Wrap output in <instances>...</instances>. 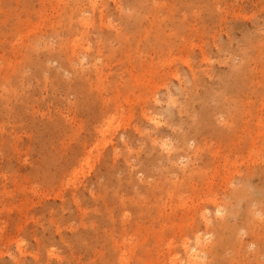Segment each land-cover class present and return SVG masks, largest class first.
Instances as JSON below:
<instances>
[{
    "label": "rangeland",
    "instance_id": "1",
    "mask_svg": "<svg viewBox=\"0 0 264 264\" xmlns=\"http://www.w3.org/2000/svg\"><path fill=\"white\" fill-rule=\"evenodd\" d=\"M196 234L264 264V0H0V264H186Z\"/></svg>",
    "mask_w": 264,
    "mask_h": 264
},
{
    "label": "bare ground",
    "instance_id": "2",
    "mask_svg": "<svg viewBox=\"0 0 264 264\" xmlns=\"http://www.w3.org/2000/svg\"><path fill=\"white\" fill-rule=\"evenodd\" d=\"M252 45H253V43H252ZM256 46V45H255ZM247 53H246V56H244L243 57V60H240V61H242L241 63H238V64H236V65H234L233 67H232V69H231V71L228 73V77H233V79H231V78H229L228 79V77H227V79L228 80H230V82H233V80H234V83H231L230 85H232V84H234L235 86H236V89H235V91L237 90V92H238V89H240V88H242L243 87V85L245 84V81L248 79V74L246 73V71L244 72V70H245V67H244V62H247V59H248V57H247ZM96 57H94L93 58V60L95 59ZM98 60V59H97ZM97 69V68H96ZM95 69V70H96ZM97 71V70H96ZM245 73L247 74V77H246V75H245ZM244 79H246V80H244ZM225 80V79H224ZM227 80V81H228ZM243 80H244V84H243ZM247 82V81H246ZM221 85H223L222 84V82H221ZM224 85H225V83H224ZM224 85L223 86H221V87H224ZM230 88H234V86L232 87V86H229ZM225 88V87H224ZM228 87H226V89H227ZM225 89V90H226ZM231 89V90H232ZM231 90H227V92L229 91V92H232ZM240 91H242L241 89H240ZM239 91V92H240ZM226 92V91H225ZM235 95V94H234ZM224 96V94H223V92L222 93H219V94H216V96H215V105H213V107H214V109L215 108H219V101H220V97H223ZM213 103V104H214ZM167 105H169V106H172V105H174V100H172V99H168L167 100ZM209 106V105H208ZM211 106V105H210ZM212 108V107H211ZM208 109H210V108H208ZM213 109V113H214V111L216 110H214ZM218 110V109H217ZM203 113H205L206 115H207V111H203ZM212 113V114H213ZM205 114H203V115H205ZM210 114H211V112H210ZM200 115H201V112H200ZM203 115H202V117H203ZM205 115V116H206ZM199 116V115H198ZM209 117L210 116H206L205 117V120L207 119H209ZM201 118V117H200ZM204 118V117H203ZM213 118V117H212ZM196 120V119H195ZM200 120V119H199ZM194 121V120H193ZM203 121V120H202ZM211 121V120H210ZM195 122V121H194ZM200 122V124L202 123L201 122V120L199 121ZM205 122V121H204ZM198 123V122H197ZM207 123V122H206ZM208 123H210V122H208ZM194 124V123H193ZM204 124V123H203ZM201 126V125H200ZM199 126V127H200ZM204 126V125H203ZM203 126H202V128H203ZM208 126H210V125H208ZM211 126H212V124H211ZM195 128V127H194ZM194 128H191V129H194ZM201 128V127H200ZM204 128H205V126H204ZM207 128H209V127H207ZM197 129V128H196ZM196 129H195V131H196ZM106 130H103V132H105ZM215 131H217V130H215ZM220 131H221V129H220ZM219 131V132H220ZM181 131H179V135H180V137H181V139H180V145L181 146H184V145H186L187 144V141L189 140V139H187L186 138V135H181L182 133H180ZM199 132H200V130H199ZM195 133V132H194ZM201 133V132H200ZM218 133V132H217ZM197 135H199V133L197 134ZM188 136H189V134H188ZM193 136H195V134L193 135ZM195 137H197V136H195ZM192 138V137H191ZM152 154V153H151ZM149 155V154H148ZM150 157V156H149ZM182 158H183V156H181ZM154 159V158H153ZM147 161H149L148 159H147ZM153 162H155L154 160H152ZM151 161V162H152ZM153 162H152V164H153ZM145 163V162H144ZM147 163V162H146ZM145 163V164H146ZM145 164H143V165H145ZM149 165L151 164L150 162L148 163ZM155 164V163H154ZM143 165H141V167L143 166ZM146 166H148V165H146ZM153 166V165H152ZM140 167V166H139ZM144 167V166H143ZM146 167H144V169H145ZM146 170V169H145ZM141 171H142V169H141ZM183 178L184 177H186L185 175H183L182 176ZM130 179V178H129ZM144 181L146 182V180L144 179ZM129 182V181H128ZM145 185H146V183H145ZM157 185V184H156ZM150 187H153V186H150ZM173 187H175V185L173 186ZM149 188V187H148ZM154 188H157V186H155ZM237 192V191H236ZM231 195V194H230ZM253 198V197H252ZM244 199V198H243ZM243 199H242V201H243ZM209 201H210V203H214L215 201L212 199V198H210L209 199ZM212 201V202H211ZM219 203V202H218ZM215 204L216 203H214V206H215ZM237 207V206H236ZM218 208V207H217ZM235 208V207H234ZM234 208H233V210H234ZM220 209V208H219ZM238 210V212H239V209H237ZM250 210V209H249ZM217 210H215L214 212H216ZM220 211V210H219ZM219 211H218V213H219ZM233 212V211H232ZM235 212V211H234ZM215 214V213H214ZM228 215V214H227ZM234 216H235V214H233ZM215 216V215H214ZM204 217V216H203ZM210 217V216H209ZM205 218V217H204ZM203 218V220H205ZM223 217H221L220 218V220H223L222 219ZM211 219V217L209 218V221H211L210 220ZM215 219H216V216H215ZM242 219H244V218H242ZM202 220V221H203ZM219 220V219H218ZM219 220V221H220ZM214 221V220H213ZM212 222V221H211ZM210 222V223H211ZM221 222V221H220ZM254 222V221H253ZM256 222V221H255ZM259 222H260V220H259ZM216 223V227L217 228H219L220 226V224H225V223H219L218 221H216L215 222ZM204 224H206V225H208V221H205V223ZM213 224V223H212ZM212 224H210V226L212 225ZM123 225V224H122ZM121 225V226H122ZM214 225V224H213ZM212 225V226H213ZM248 225V223H247V221H246V226ZM223 226V225H222ZM249 227V226H248ZM205 228H208V227H205ZM234 231H236V230H234ZM245 232V231H244ZM246 233V232H245ZM236 235L237 234H235V238H237L236 237ZM242 235V234H241ZM233 236V235H232ZM238 236V235H237ZM203 236H200V235H198V234H196L195 236H194V243H193V245H192V247H189L188 248V245H186L185 247H184V249H185V251H186V253L188 254L187 256H188V258L189 259H187V262H186V264H199V263H202V262H200L201 260H196V259H193L195 256H197L199 259L201 258L200 257V253H203V248H205L204 246H206V245H204L203 244V242H202V239L204 238H202ZM220 240H222V239H216L215 241L216 242H213L212 244H210V246H209V248L207 249L206 248V250H209V252H212V251H215V257L214 258H212V260H211V262L212 263H210V264H216V261L215 260H218L219 259V255H220V251H218L217 249H216V247L217 246H220L221 244V241ZM80 241V240H79ZM186 242V241H185ZM220 242V243H219ZM77 243H78V241H77ZM187 243V242H186ZM184 246V245H183ZM222 247H220L219 248V250L221 249ZM263 249H264V247H262ZM198 250V251H197ZM205 251V250H204ZM205 253V252H204ZM247 254V253H246ZM244 255V254H243ZM212 257H213V255H212ZM213 261H214V263H213ZM220 262H221V260H219ZM228 262H229V264H232V262H233V260H232V258H229L228 260H227ZM239 262V261H238ZM218 263V262H217ZM223 263V262H222ZM221 263V264H222ZM185 264V263H184ZM240 264V263H239Z\"/></svg>",
    "mask_w": 264,
    "mask_h": 264
}]
</instances>
